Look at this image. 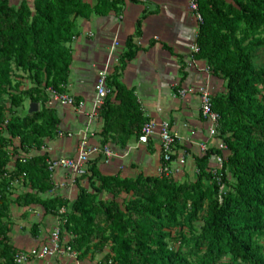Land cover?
I'll use <instances>...</instances> for the list:
<instances>
[{
  "label": "trees",
  "instance_id": "trees-1",
  "mask_svg": "<svg viewBox=\"0 0 264 264\" xmlns=\"http://www.w3.org/2000/svg\"><path fill=\"white\" fill-rule=\"evenodd\" d=\"M126 1L92 7L84 0H35L31 7L27 0L19 6L0 0V264H16L25 252L12 243V206H41L59 217L61 238L79 261L105 252L99 264H264V65L256 64L264 52V0H198L203 21L194 57L225 83L213 109L227 150L213 146L194 157L195 180L105 175L93 161L89 188L79 186L75 199L47 196L54 188L51 160L31 152L61 129L48 90L67 92L78 19L121 14ZM144 17L108 77L102 145L125 148L148 120L120 80L140 50L134 40ZM181 70L184 82L185 64ZM27 100L40 110L22 116ZM215 156L223 157L221 168ZM17 185L24 192L15 196ZM32 236L39 238V224Z\"/></svg>",
  "mask_w": 264,
  "mask_h": 264
},
{
  "label": "crops",
  "instance_id": "crops-1",
  "mask_svg": "<svg viewBox=\"0 0 264 264\" xmlns=\"http://www.w3.org/2000/svg\"><path fill=\"white\" fill-rule=\"evenodd\" d=\"M34 1L27 0L31 7ZM84 1L94 7L100 0ZM190 1L127 0L121 14H93L90 18L78 19V36L69 44L72 65L66 88V93L76 99L78 105L61 106L52 99L50 89L48 90L51 96L48 104L58 112L61 119L60 131L65 136L58 135L54 139H46L42 149L32 150L31 154H48L50 160L73 158L77 156L85 136L88 147L109 146L118 154L110 159L104 155L92 159L91 162L96 161L103 174L135 178L141 173L145 176L158 173L163 163L159 141L153 140L148 145H143L139 143L138 136H133L125 148L112 142L102 145V108L95 111L99 74L106 68L110 75L114 72L120 56L127 50V39L136 35L138 22L145 16L140 25V37L134 40L140 50L136 57L127 63L120 80L128 89L134 91L145 117L158 124L168 122L172 131L177 134L178 141L173 154L177 158L171 165L177 172L175 178L195 180L194 157L201 156L200 146L208 140L209 124L200 115L197 95L188 94L182 97L179 91L204 85L210 78L213 95H216L225 91V83L213 74L209 77L206 62L194 57L199 23L190 10ZM21 2L22 0H14L16 6ZM116 40L120 46L112 54ZM184 64L187 77L182 82L181 67ZM25 107L26 105L24 109ZM70 133L73 134L72 137L67 136ZM209 142L213 145L216 143L215 140ZM53 181L54 188L47 196H63L72 200L77 197L79 186L89 188L87 177L75 179L64 170L54 172ZM17 188L14 191L15 196L24 192V187L17 185ZM17 209L18 213L13 217L15 224L11 238L19 250L27 251L34 246L45 244L52 232L42 236L43 226L60 228V218L46 215L41 206ZM26 212L28 213L25 214ZM30 223L39 224L38 239L33 238Z\"/></svg>",
  "mask_w": 264,
  "mask_h": 264
},
{
  "label": "built area",
  "instance_id": "built-area-1",
  "mask_svg": "<svg viewBox=\"0 0 264 264\" xmlns=\"http://www.w3.org/2000/svg\"><path fill=\"white\" fill-rule=\"evenodd\" d=\"M190 10L195 14L198 23H202L203 17L199 10L198 0L190 1ZM119 46V41L116 40L113 45L112 54ZM193 52L194 54L199 52L198 45L194 47ZM206 72L208 73L209 77H211L212 73L209 68L206 69ZM109 76L110 74L108 68L99 74L98 83L96 85L97 100L95 103V111L101 110L106 98L112 92L108 86ZM208 80L210 82V78ZM209 82L205 83L204 85H200L199 87L179 91L182 97H185L188 94L197 95L200 115L202 119H204L209 124V129L207 132L208 140L203 142L200 146L201 156L205 155L213 146H217L223 151L227 150L224 143L218 139L220 116L213 109L214 95ZM49 92L52 94V99L61 106L78 105L76 99L67 93L61 94L52 89H50ZM58 135L59 137L65 136L62 131H60ZM67 136L72 137L73 134L70 133ZM138 140L139 143L143 145H148L153 140L159 141L163 163L156 175L175 176L177 172L172 169L171 165L173 163L172 157L176 143L178 141V136L172 131L168 122L158 124L156 121L148 119L141 129ZM209 140H215V145L211 144ZM100 155H104L107 159L118 156V154L115 153L109 146L88 147L87 139L84 136L76 157L53 159L51 160L50 168L53 170V172L64 170L65 172L71 174L75 179L87 177L90 174V162L93 158ZM213 160V163L219 168L223 166V157L215 156ZM181 163L183 164L184 160H182ZM62 211L64 212V210ZM32 258H37L40 262L44 260L46 261L55 258H62L66 261H71L73 264H84L78 260V254L68 245V240L61 238V231L59 227L55 228V230L50 235V239H48L45 244L34 246L24 253H21V255L16 260V264H31Z\"/></svg>",
  "mask_w": 264,
  "mask_h": 264
},
{
  "label": "rangeland",
  "instance_id": "rangeland-1",
  "mask_svg": "<svg viewBox=\"0 0 264 264\" xmlns=\"http://www.w3.org/2000/svg\"><path fill=\"white\" fill-rule=\"evenodd\" d=\"M256 64L257 65H259V66H262V65H264V52H260L259 54H258V59H257V61H256ZM28 101V100H27ZM27 101H26V103L24 104V106L27 104ZM187 170H185V172H186ZM187 175H188V173H187ZM188 177H189V175H188ZM193 178H194V176H192ZM188 180H190V179H186V180H184V179H179L178 181L179 182H185V181H188ZM123 200L122 199H120V202H122ZM12 211H13V217H16L15 215H16V213H18V209H17V206H12ZM30 225H32L31 223H30ZM33 226L34 225H32V228H33ZM31 228V229H32ZM55 230V227H47V226H43V230H42V236H45V235H49L50 234V232H53ZM32 231V230H31ZM39 231H40V229H39ZM27 232V231H26ZM26 232L24 233V235L26 234ZM38 246V245H37ZM171 247L172 248H176V247H178V245H174V244H172L171 245ZM107 252V251H106ZM104 254H105V252L104 253H98V254H95V255H93V254H91V255H89L87 258H85L83 261H80V262H83L84 264H99L100 263V261L102 260V258H103V256H104ZM93 255V256H92ZM44 262H46L47 264H73L71 261H66V260H64V259H62V258H55V259H51V260H44Z\"/></svg>",
  "mask_w": 264,
  "mask_h": 264
},
{
  "label": "water",
  "instance_id": "water-1",
  "mask_svg": "<svg viewBox=\"0 0 264 264\" xmlns=\"http://www.w3.org/2000/svg\"><path fill=\"white\" fill-rule=\"evenodd\" d=\"M40 110V105L38 103H27L25 109H21L20 113L22 116L26 114H32Z\"/></svg>",
  "mask_w": 264,
  "mask_h": 264
}]
</instances>
